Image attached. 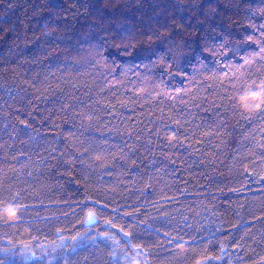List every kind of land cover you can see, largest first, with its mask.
I'll use <instances>...</instances> for the list:
<instances>
[{"label": "trees", "instance_id": "16d2710c", "mask_svg": "<svg viewBox=\"0 0 264 264\" xmlns=\"http://www.w3.org/2000/svg\"><path fill=\"white\" fill-rule=\"evenodd\" d=\"M261 47L264 0H0V264H264Z\"/></svg>", "mask_w": 264, "mask_h": 264}, {"label": "snow or ice", "instance_id": "6c2138e0", "mask_svg": "<svg viewBox=\"0 0 264 264\" xmlns=\"http://www.w3.org/2000/svg\"><path fill=\"white\" fill-rule=\"evenodd\" d=\"M251 40L252 38L249 37ZM102 45L100 48L102 49ZM97 55L103 57V51L97 50ZM259 55L261 59H264V47L260 48ZM251 62V58L245 59V64ZM169 68H171V65H168ZM247 84V82H245ZM255 85V87H253ZM235 87V85H234ZM248 91L243 93H237V96H239L241 102L247 100L248 96L251 95L253 98H260L261 103H264V78L259 80V83L257 81L253 80L251 84H247ZM235 97H230L229 99H234ZM261 105L256 104L255 107L259 108ZM233 107H237V105L233 104ZM244 107H249L248 104H244ZM243 115V113H241ZM90 118V117H89ZM247 119H251V117H246ZM178 123V122H177ZM159 135V130L157 132ZM173 137H175L176 133H172ZM19 195V194H17ZM27 206L23 203H21L18 199H0V217L8 216L13 219H17V214L20 213L21 209H26ZM19 219H23L22 213L18 217ZM96 221L95 214L91 211H89L88 216L85 220L86 224H92ZM4 223H9L8 220H3ZM110 223V221H109ZM123 231V229H121ZM125 235H129V233H125ZM110 239H114V237H109ZM64 237H61V240H63ZM75 239V237L73 238ZM119 242L117 241V244ZM126 245L128 246L127 250L125 251L122 259L125 261V264H142V261L137 259L138 257L145 256L146 252L143 250L142 245H133L131 240L125 241ZM169 243H174L177 247H183L184 244L187 243L183 239V237H180L177 239V237H172L169 239ZM58 247H66V245L61 244L58 245ZM34 255V253H33ZM117 264H119V260H117Z\"/></svg>", "mask_w": 264, "mask_h": 264}]
</instances>
